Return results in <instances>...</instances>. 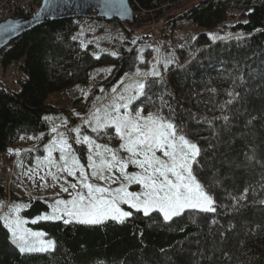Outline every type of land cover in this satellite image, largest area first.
<instances>
[{"label":"trees","instance_id":"trees-1","mask_svg":"<svg viewBox=\"0 0 264 264\" xmlns=\"http://www.w3.org/2000/svg\"><path fill=\"white\" fill-rule=\"evenodd\" d=\"M153 1L141 3L150 6ZM182 4L183 11L172 22L187 20L207 32L226 21L230 7L240 10L245 23L234 31L243 36L215 41L201 32L194 44L183 43L180 62L148 79L135 107L170 120L199 147L194 172L214 196L215 212L189 210L169 222L158 212L146 216L138 211L123 222H34L51 212L54 201L38 198L28 202L22 216L31 231L55 241L54 251L21 252L0 219V264H264V0ZM75 20L47 22L0 52V66L8 70L21 63L26 77L20 92L0 88V155L24 135L45 134L40 148L50 144L47 118L60 111L46 104L49 94L86 85L97 68L121 64L116 79L124 71L126 59H116L114 52H98L103 57L97 59L72 43L80 30ZM95 20L122 26L121 36L107 27L98 30L99 36L109 32L119 46L168 49L165 43L160 49L132 43L131 35L145 30L144 23L130 27ZM81 123L73 120L70 129Z\"/></svg>","mask_w":264,"mask_h":264},{"label":"rangeland","instance_id":"rangeland-1","mask_svg":"<svg viewBox=\"0 0 264 264\" xmlns=\"http://www.w3.org/2000/svg\"><path fill=\"white\" fill-rule=\"evenodd\" d=\"M177 1L178 0H174L171 5H168L161 10L156 17L157 21L155 27L146 26V29L143 30L146 31L145 34L148 35L149 39H152V41L153 39L155 40V48H158L160 43H163L162 41L165 40L164 43L167 45L168 49L165 48L161 52H152L143 49L132 50V47L129 46H119V44H116L115 40H112L113 37L109 32L100 33L99 38H93L94 35H97L96 26L89 30L85 27L88 22L87 20L80 21L79 19H76L74 21V25H78L80 30L74 35L72 43H75L76 46L82 50L89 51L97 59L103 57L98 52L103 50L114 52L113 57L116 59L121 57L126 59V67L117 79L116 72L120 69L121 64L94 69L91 71L90 80L86 85H72L61 92L49 94L46 104L51 105L60 111V113L47 118L50 123V144L45 148H40L45 141V134H39L37 136L24 135L12 143L5 153L0 155V219H2L5 224L6 219L14 220L18 215L20 219L25 221L23 227L29 229V222L23 218L22 212L30 200L51 197L54 198L53 204H55L57 200L72 199V196L70 195V193H72L70 185L72 183H78V181L56 167V164L63 163L59 160L60 153L58 150H54L52 153V158L56 164L48 163V148L60 137L67 139L72 145L80 162L86 166V171L89 174V182L93 185L115 189L123 184L128 187L130 192L143 191V188L140 185L135 183L129 185L118 169H114L111 172H105V176L108 177L107 180L102 181L96 177H92V170L87 168L88 156L91 154L89 148L82 139L79 143L76 141L78 137L83 138L87 136L94 140L96 144L102 146L99 151H103L104 147L111 148L116 151L118 157L130 161L131 155L120 148L123 141L119 138L114 126L104 125L103 117L105 113L107 112L116 115L117 112L115 106H121L119 110V114L121 115H131L133 118H135L138 113L141 117H147L149 114L157 115V113H145L143 108H136L135 103L142 97L148 79L159 77L171 66L177 65L180 62L178 52L182 50L180 48L184 45L183 43H185V45L188 43L186 47H189L194 44V41H196V39H198L203 33L215 41L228 40L233 37L238 38L243 36V32L234 31V28L237 25L245 23V21L241 19L242 12L240 10L230 7L227 12L226 21L216 30L207 32L206 30L200 31L195 27H191L187 20H183L180 25L172 22L173 19L183 11L182 7L185 4H182L184 0ZM93 21L95 22V20ZM102 25L110 30H117L115 26L106 25L104 23H102ZM119 29L120 28L118 27V30ZM118 30V34L121 33ZM162 36L164 38L160 40L159 38ZM136 37L139 38L140 36ZM74 40L77 42H74ZM173 41H175L176 44H174ZM91 43H95V46H90ZM103 44L109 45L104 46ZM117 45L119 46L118 49H116ZM174 45L176 47H173ZM139 46L140 48L146 47L140 44ZM20 64L21 63L12 64L5 72L0 69V83L10 92H20L21 83L26 80L24 74L19 70ZM140 84L144 85L142 94L138 90V85ZM121 97H123V99H121ZM129 97H134V99L129 102ZM123 105H127V107H123ZM87 112H89L88 115H86ZM96 114H99L101 117L100 126L97 125L96 120L94 119ZM75 119L81 120L82 123L77 128L70 129V125ZM93 129L96 130L94 131ZM93 151L97 150L94 149ZM199 154L195 157V160L192 163V171L194 175V165ZM105 155L106 157L108 156V154ZM156 155L162 157L160 152H157ZM96 158L98 159V157ZM137 158L142 159V157ZM162 158L166 159L165 157ZM126 172L130 174L141 173L142 170L129 162ZM77 175L79 174L77 173ZM63 188H68L69 191L64 192ZM78 190L86 191L80 188H78ZM207 193L215 202L214 196L209 192ZM17 207L20 208L18 213L15 211ZM120 207L131 213L132 211H136L129 208L128 205L121 204ZM213 207L216 210V202ZM186 211L189 210H185L182 214ZM51 214L52 208L48 215ZM130 217L125 218L124 221ZM176 217H173L172 219ZM64 219L69 218L64 217ZM39 220L46 219L39 218L34 222ZM109 220L112 219L109 218L103 222ZM171 220H168V222ZM73 222H75V220H72L70 223ZM41 239L44 241H51L54 245V247L47 252L54 251L56 247L54 240H51L46 235H43ZM14 244L20 250L18 243ZM23 253L46 252L24 251Z\"/></svg>","mask_w":264,"mask_h":264},{"label":"snow or ice","instance_id":"snow-or-ice-1","mask_svg":"<svg viewBox=\"0 0 264 264\" xmlns=\"http://www.w3.org/2000/svg\"><path fill=\"white\" fill-rule=\"evenodd\" d=\"M143 88V84L138 85L141 94ZM132 99L134 97H129L128 101ZM120 107L115 106L116 115L106 112L103 122L104 125L114 126L116 133L123 141L120 148L131 155L130 161L118 157L116 151L111 148L104 147L103 151H99L102 146L87 136L78 137L76 142L79 143L82 139L89 148L91 154L88 156L87 168L92 170V177L102 181L107 180L108 177L104 173L118 169L129 185L132 183L140 185L143 191L130 192L123 184L115 189L93 185L89 182L86 166L80 162L72 145L67 139L60 137L48 148V163L56 164L52 153L58 150L59 160L63 163L56 164V167L72 176L78 183L70 185L72 199L57 200L51 206L52 214L42 219L59 220L68 217L69 219H64L66 224L72 220L82 224H99L109 218L123 222L132 213L123 210L120 207L121 204L128 205L129 208L142 212L146 216L156 211L165 221L180 216L185 210L214 212V200L204 190L192 171V163L199 154L198 146L190 142L170 120L158 114L141 117L138 113L135 118L131 115H121ZM94 119L100 126L99 114H96ZM94 149L97 151H93ZM157 152L166 159L157 156ZM105 154L108 156L106 157ZM129 162L140 168L142 172L127 173ZM78 188L86 191L78 190ZM63 191L68 192L69 189L63 188ZM19 210V207L15 209L17 213ZM24 223L25 221L18 215L14 220L6 219L13 242L18 243L22 252H47L54 247L51 241L41 239L44 233L25 229Z\"/></svg>","mask_w":264,"mask_h":264},{"label":"water","instance_id":"water-1","mask_svg":"<svg viewBox=\"0 0 264 264\" xmlns=\"http://www.w3.org/2000/svg\"><path fill=\"white\" fill-rule=\"evenodd\" d=\"M91 17L118 21L130 27L137 24L128 0H45L36 16L0 23V52L47 22Z\"/></svg>","mask_w":264,"mask_h":264},{"label":"built area","instance_id":"built-area-1","mask_svg":"<svg viewBox=\"0 0 264 264\" xmlns=\"http://www.w3.org/2000/svg\"><path fill=\"white\" fill-rule=\"evenodd\" d=\"M45 0H0V23H4L9 20H19L23 18H31L36 16L41 8L43 7ZM129 4L133 10L134 19L136 22L144 23L146 26L155 27L156 23V17L161 12L162 9L166 8L168 5H171V3L174 0H167L166 2H159L157 0H154L150 6L142 4L141 0H128ZM179 1V0H178ZM177 1V2H178ZM79 19L80 21L87 20L86 23V29L91 30L90 28L96 26L97 35H94V37L99 38L98 30L105 28L102 23L106 25H112L104 21H97L95 18H75ZM95 20V22L93 21ZM118 30V27L120 28L118 31L121 33L118 34L117 30H111L113 35L121 36L123 35L122 26L120 24L113 25ZM146 31H140L133 33L131 37L135 39L132 41L134 44H140L144 45L146 47H152L155 48V40L149 39L148 35L145 34ZM167 35V34H166ZM136 36H140L139 38ZM164 37L162 36L159 38L162 40ZM165 41V40H164ZM164 41H162L164 43ZM74 42H77L74 40ZM161 44V43H160ZM104 45V44H103ZM109 45V44H107ZM104 45V46H107ZM90 46H95V43H91ZM160 46V45H159ZM109 51V50H104ZM111 52V51H110ZM0 69H2L4 72L6 71L2 66H0ZM0 88L7 90L1 83Z\"/></svg>","mask_w":264,"mask_h":264}]
</instances>
